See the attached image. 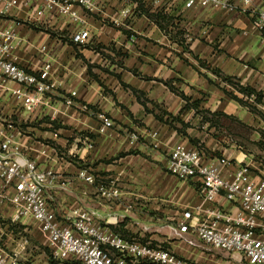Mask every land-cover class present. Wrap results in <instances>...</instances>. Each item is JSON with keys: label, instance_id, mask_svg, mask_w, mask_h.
<instances>
[{"label": "crops", "instance_id": "0c3cea01", "mask_svg": "<svg viewBox=\"0 0 264 264\" xmlns=\"http://www.w3.org/2000/svg\"><path fill=\"white\" fill-rule=\"evenodd\" d=\"M185 1L140 0L124 27L105 19L116 4L105 6L104 13L88 15L90 42L84 45L21 28V44L13 53L18 62L36 70L49 60L59 83L57 94L36 113L45 116L44 139L49 140L22 142L39 168L55 172L46 194L60 220L72 208L82 207L131 236L137 234L135 227L145 229L153 220L163 227L168 212L181 210L182 216L191 209L203 214L216 205L235 210L222 196L207 203L197 177L170 173V150L177 142L210 158L244 162L255 177L264 179V163L242 147L245 140L259 141L257 128L264 130V97L253 102L262 116L234 99L225 88L242 94L222 78L264 95V30L257 26V7H264V0L251 7L243 0H224L232 9L187 8ZM63 21L61 29L69 25ZM66 97L72 98V105L66 104ZM99 113L113 121L112 127L101 131ZM169 116L176 118L173 124ZM237 120L252 129L241 128ZM131 134L139 136L133 143ZM81 172L92 175L93 181ZM112 184L121 190L118 199L99 193L100 185ZM174 229L187 247L184 253L194 255L185 235ZM184 253L177 252L188 259ZM199 257L217 263L213 254Z\"/></svg>", "mask_w": 264, "mask_h": 264}, {"label": "built area", "instance_id": "2783aa9c", "mask_svg": "<svg viewBox=\"0 0 264 264\" xmlns=\"http://www.w3.org/2000/svg\"><path fill=\"white\" fill-rule=\"evenodd\" d=\"M140 0H0V96L13 99L24 111L34 113L45 106L59 89L53 65L45 60L38 69L21 65L13 54L21 44L20 30L29 19L42 23L63 18L74 25L71 41L84 45L90 42L88 15L104 13L105 6H116L105 15L115 27H124L136 13ZM256 0H243L246 7ZM159 0H154L157 4ZM113 4V5H112ZM192 8L221 7L232 9L224 0H186ZM259 10L257 26L264 30V7ZM23 12L24 17L21 16ZM15 16L9 19L8 16ZM46 50V46H42ZM244 96V95H242ZM253 103L255 95L244 96ZM66 104L72 105L70 97ZM101 131L112 127L113 121L103 113ZM0 126V205L11 209V222L0 228V264H195L168 247L126 237L110 224L100 221L93 212L72 208L65 220L49 207L46 188L55 177L53 169L39 168L28 155L13 121ZM138 139L131 134V143ZM168 170L178 178L197 177L203 199L213 204L222 196L235 207L225 210L217 205L205 213L183 210L177 229L184 234L188 246H209L239 254L248 264H264V179L252 174L251 167L225 156L210 158L199 149L177 142L170 150ZM88 181L92 175L81 172ZM99 193L118 199L116 185H100ZM31 220L51 250V256L33 262H22L27 239L16 243L11 226ZM8 227V229H7ZM7 229V230H6Z\"/></svg>", "mask_w": 264, "mask_h": 264}, {"label": "rangeland", "instance_id": "374dc122", "mask_svg": "<svg viewBox=\"0 0 264 264\" xmlns=\"http://www.w3.org/2000/svg\"><path fill=\"white\" fill-rule=\"evenodd\" d=\"M8 18L13 19L15 16H8ZM21 21L26 22V26L24 28L26 30H34L37 32L43 31L49 33L52 38H55L56 40L61 41L65 39L68 40V43L71 41L70 39L73 28L69 24L65 25L63 29H61V25L64 24L62 18L47 19L42 23L32 22L29 19H21ZM36 113L37 111L34 114H28L23 110V108H21L20 105H17L13 99L0 96V123H6L5 121L8 120L13 121L18 130L17 134L20 133L18 136L22 141L27 140V142L31 141L34 143H45L49 140L44 139L43 130L45 128L46 122H43L42 120L45 118V116L41 113L36 115ZM257 129L260 134L259 141L245 140L242 144V147L244 152L250 154L253 158L260 159L264 163V130H262L260 127ZM11 214L12 212L10 208L0 205V228H3V230H5L4 227L11 222ZM169 215L171 218H167L165 224L163 223V227L156 226V221L153 220L150 221V224H148L145 229L141 228L140 225L135 227L134 229L137 234L133 235L140 240L142 238L149 239L147 241L150 242L153 241V237L154 239L158 240L159 245L164 247L169 246V248L173 251L176 249L178 253L183 254V249H186L187 247H185L183 242L173 234L175 231L174 228L176 227L174 223L177 224L175 218L179 220L181 217V210H178L175 215H173V212L166 213V217ZM159 217L160 216L158 214L157 218ZM11 229L15 235L14 240L16 243H19L24 239L28 240L24 255L22 257V262H26L27 260L38 262L44 259L45 256H50V258L53 259L49 246L44 242L42 235L36 228L33 221L24 220L17 222L14 224V226H11ZM155 234H158V237H155ZM190 251L194 252V255H190L189 253H184V255H186L188 261L195 264H207L205 259L199 257L200 253L213 254L217 260L216 264H248L247 261H245V259H243L237 253H230L205 245L190 248Z\"/></svg>", "mask_w": 264, "mask_h": 264}, {"label": "trees", "instance_id": "16d2710c", "mask_svg": "<svg viewBox=\"0 0 264 264\" xmlns=\"http://www.w3.org/2000/svg\"><path fill=\"white\" fill-rule=\"evenodd\" d=\"M147 12H149V11H147ZM222 78H223V80H224L226 83L232 85V87H233L236 91H238V93H240V94H242V95H244V96H250V95L254 94V95H255V100H254V102H255V103H260V102H262L264 95L261 94L260 92H257L254 88H251L250 86H244V85H241V84L238 83V81H236V80H234V79H231L230 77H222ZM225 90H226L228 93H230V95H231L234 99L238 100L241 104H243V105L249 107V109H250L251 111H253V112L256 113V114H260V115L263 116L262 112H260V111L258 110V108L255 106V103H250L248 100H246V99L244 98V96H239L238 94H236V93L233 92V91L227 90L226 88H225ZM146 109H147V108H146ZM217 115H218L219 117H222V118L225 119V120H232V119H233L231 116H228L227 114H224V113H218ZM169 118H170L169 123H171V124H173V122L176 120L175 117H171V116H169ZM237 122L239 123V125H240L241 128H246L248 131L252 129V127H249V126H247L246 124H244V123H242V122H240V121H238V120H237ZM177 129L180 130V131H182L181 128H177ZM114 230L117 231V232H119L118 229H114ZM119 233H120V232H119ZM121 234L124 235V236H126V237H130L128 234H124V233H121ZM131 236H133V235H131ZM141 241H147V240L144 239V238H142ZM152 244H155V243H152ZM51 262H52L53 264H56V262H54V260H51Z\"/></svg>", "mask_w": 264, "mask_h": 264}]
</instances>
